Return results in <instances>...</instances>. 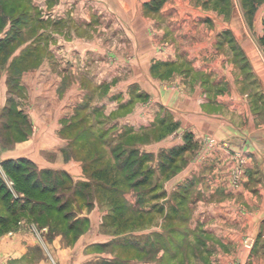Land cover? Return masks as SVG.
Returning <instances> with one entry per match:
<instances>
[{
    "label": "crops",
    "instance_id": "obj_1",
    "mask_svg": "<svg viewBox=\"0 0 264 264\" xmlns=\"http://www.w3.org/2000/svg\"><path fill=\"white\" fill-rule=\"evenodd\" d=\"M20 1L21 37L0 52V160L64 172L75 215L1 222L0 264H264L262 11Z\"/></svg>",
    "mask_w": 264,
    "mask_h": 264
},
{
    "label": "trees",
    "instance_id": "obj_2",
    "mask_svg": "<svg viewBox=\"0 0 264 264\" xmlns=\"http://www.w3.org/2000/svg\"><path fill=\"white\" fill-rule=\"evenodd\" d=\"M163 1L152 0L147 5L156 9ZM255 1L243 0L244 5L249 7L247 12L250 14L256 10ZM27 12L26 6L20 0H0V29L8 25L5 36L0 39V52L6 50L11 41L21 37V25L27 17ZM262 43L264 44V34ZM8 114L11 116L14 113L11 114L9 111ZM17 114L20 118L23 117L20 112ZM180 149L181 147L173 148L172 152L178 153ZM122 154V151L117 152V156ZM132 154V152L125 154V157L132 156V160L122 163L133 172L138 171L142 160L136 156L133 157ZM0 166L3 172L13 180L14 188L24 194V197L20 198L11 197V192L0 173V202L3 204V211H0V223L6 221L15 223L21 217H32L34 221L52 220L56 223L61 222L62 225L64 221H73L70 219L73 213L71 204L63 199L65 191L70 188L64 172L38 169L33 162L23 157L2 159ZM140 175L133 181L136 185L150 182L148 170L142 171ZM69 194L72 196L74 193L68 192L67 195ZM76 194L79 195V192ZM84 196V198L87 197V195ZM67 224L71 223H66L65 226Z\"/></svg>",
    "mask_w": 264,
    "mask_h": 264
},
{
    "label": "rangeland",
    "instance_id": "obj_3",
    "mask_svg": "<svg viewBox=\"0 0 264 264\" xmlns=\"http://www.w3.org/2000/svg\"><path fill=\"white\" fill-rule=\"evenodd\" d=\"M141 1V3L142 4H145V5H147V3H149L150 1H152V0H140ZM166 1V0H165ZM165 1H163L162 2V4L165 2ZM193 2H194V0H192ZM197 3H199V4H203L204 6H205V8L206 9H223V10H227V11H231V10H233L235 13H237L238 11H240V10H242V11H244L245 13H248L247 11V9H249V7H246V4L244 5V3H243V0H197ZM255 3L257 4L256 5V9L257 10H260V11H262V13H263V15H264V0H256L255 1ZM162 4L160 5V6H162ZM248 15H250L249 13H248ZM262 15V16H263ZM241 19H239V17H238V14L237 15H235L234 17H233V19H232V23L231 24H235V26L236 25H238V26H240L241 24H242V21H243V23H244V25L246 24L245 23V21H244V19L242 18V20L240 21ZM201 24V23H200ZM198 25H199V23H198ZM259 25V24H258ZM257 25V26H258ZM246 26V25H245ZM262 26H263V33H262V35H261V37H260V43L262 44V47H263V50H264V44L262 43V36H263V34H264V17H262ZM247 27V26H246ZM248 29V28H247ZM257 33V32H256ZM256 33H254V34H250L253 38L256 36ZM0 171H1V175H2V177H3V179H9V180H11L12 181V188H13V190H14V192L15 193H13L12 191H11V189L9 188V190H10V192H11V197L13 196V197H22V193L20 192V191H18V190H16L15 188H14V182H13V180L10 178V177H8L4 172H3V170L1 169V166H0ZM138 177H140V176H136V177H134V178H132L131 179V181L133 182V181H135V179H137ZM258 177L259 176H254V178L255 179H257L258 180ZM154 182H153V179H150V182H146V183H140V184H138V186L139 187H148L149 185H151V184H153ZM150 195H146V199L147 200H151V198L153 197V194H151V196L149 197ZM3 204L0 202V211L2 212L3 211V206H2ZM125 208V209H124ZM124 208H122L121 210H119V209H117V211H118V213H120V211H121V213H120V215H122L123 216V218L124 217H130V219H132V221H133V219H137V217H136V215H137V211L135 210V209H133L130 205H129V208L128 207H124ZM0 212V213H1ZM74 213V212H73ZM71 214V216H70V219H73L74 218V215L75 214ZM18 217H20V216H18ZM153 217H154V214H153ZM152 217V218H153ZM167 216H164L163 218H166ZM169 217V216H168ZM69 219V220H70ZM69 221H64L63 222V225L62 224H60V223H56L55 224V228H58V229H60V228H63V227H65V225H66V223H68ZM79 222V221H78ZM77 222V223H78ZM171 223V222H170ZM172 226H171V224H169V222H168V225L165 227L166 229H170ZM179 228L180 229H182V232L185 234V232H186V227H185V224H182V225H179ZM184 239H182L181 238V235H180V240H179V248H185V242H184V240H185V237H183ZM183 240V241H182ZM161 242V247L159 246V248H162V249H168L169 247H170V242H169V240L167 241L166 239H165V236H164V238H163V240L162 241H160ZM182 242L184 243L183 245H182ZM182 246V247H181ZM179 264H186V258H180L179 259Z\"/></svg>",
    "mask_w": 264,
    "mask_h": 264
},
{
    "label": "built area",
    "instance_id": "obj_4",
    "mask_svg": "<svg viewBox=\"0 0 264 264\" xmlns=\"http://www.w3.org/2000/svg\"><path fill=\"white\" fill-rule=\"evenodd\" d=\"M209 141H210V142H213L212 139H210ZM223 144H224V143H223ZM4 181H5L6 185L11 189V191H12L13 193H15L14 190H13V188H12V185H13V184H12V181L9 180V179H4ZM254 242H255L254 237H252V236H247V237H245L244 240H243V245H244L245 248H248V249H249V248H251V247L253 246Z\"/></svg>",
    "mask_w": 264,
    "mask_h": 264
}]
</instances>
